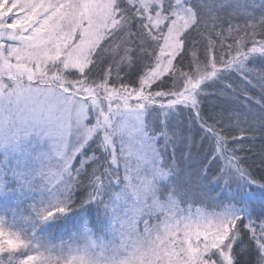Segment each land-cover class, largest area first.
Segmentation results:
<instances>
[{
	"label": "snow or ice",
	"instance_id": "6c2138e0",
	"mask_svg": "<svg viewBox=\"0 0 264 264\" xmlns=\"http://www.w3.org/2000/svg\"><path fill=\"white\" fill-rule=\"evenodd\" d=\"M0 264H264V0H0Z\"/></svg>",
	"mask_w": 264,
	"mask_h": 264
},
{
	"label": "rangeland",
	"instance_id": "374dc122",
	"mask_svg": "<svg viewBox=\"0 0 264 264\" xmlns=\"http://www.w3.org/2000/svg\"><path fill=\"white\" fill-rule=\"evenodd\" d=\"M259 2V0H257V3Z\"/></svg>",
	"mask_w": 264,
	"mask_h": 264
}]
</instances>
